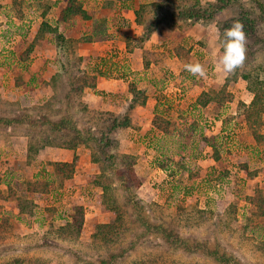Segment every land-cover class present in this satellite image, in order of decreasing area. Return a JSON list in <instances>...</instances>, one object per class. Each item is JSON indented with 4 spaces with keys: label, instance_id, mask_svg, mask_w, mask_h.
I'll return each instance as SVG.
<instances>
[{
    "label": "rangeland",
    "instance_id": "374dc122",
    "mask_svg": "<svg viewBox=\"0 0 264 264\" xmlns=\"http://www.w3.org/2000/svg\"><path fill=\"white\" fill-rule=\"evenodd\" d=\"M204 1L213 7L205 19L194 25L196 37L186 49L201 63H197L201 70L197 74L182 70L178 83L170 75L166 80L159 79L160 82L156 77L153 79L158 89L154 97L168 99L170 105L165 101L164 108L163 104L161 107L174 114L170 116L172 135L163 139L154 128L125 131L121 127L108 134L117 143L120 153L135 156L134 170L141 181L137 189L128 181L124 185L117 175L119 167L111 176L125 231L114 237L110 245L91 241L94 224L115 218L113 212L101 208V189L88 184L92 175L83 177L82 190L76 196L65 198L68 194L61 188L71 184L60 185L49 165L61 159L62 151L58 147H47V152L25 155L24 146L33 130L40 128L50 132L48 125H33L38 114L48 112L54 103L59 110L54 121L60 116H72L73 122H77L74 113L78 110L75 104L58 101L63 91L60 98H49L47 85L51 72L46 66L51 64L46 60L52 55L46 53L47 41L30 37L24 26L13 29L8 25L7 16L3 17L0 21V216L8 217L11 235L0 242V264L31 257L56 264H264V147L254 145L242 124L234 120L237 102H250L252 94L239 72L233 74L237 66L234 63L238 62L240 71L253 80L264 81V0ZM231 28L235 36H239L240 57L232 56V49L223 45ZM115 49H111L110 57H105V63L100 61L101 69L97 71L107 78H124V81L137 83L141 77L127 66L129 58L118 49L117 54ZM14 58L22 65L9 68L15 63ZM87 61V69H91L93 62H99L98 58ZM71 62L72 68L64 73L72 85L70 95L77 81L74 61ZM115 68L119 69L117 73H113ZM172 81L170 87L168 84ZM186 81L189 86H184L192 94L186 95L182 90V83ZM196 85L207 86L229 102L224 105L212 102L205 111L206 117L201 108L192 111L203 118L189 111L186 116L196 117L191 123L181 116L185 103L192 100L193 94L196 96ZM170 88L173 91H169ZM108 100L110 96L103 101ZM182 100L185 101L180 108ZM123 110L119 114L121 119L127 113ZM220 116L226 117V125L217 133L218 130L210 126L216 124L213 120ZM259 131H264V118ZM25 132L28 135H24ZM85 150L86 147L81 146L78 157L81 158ZM41 178V184L43 180L51 182L48 188L34 185L35 180ZM127 184L130 191H135L149 206L134 209L125 200L128 190L122 185L127 187ZM28 188L35 189L30 192ZM14 195L26 200L25 214L18 213ZM74 204L82 207L86 224L77 242L50 237L44 241L42 236L48 235L45 232L49 225L56 226L67 218ZM140 220L163 226L179 240L173 242L154 229L145 230L139 225ZM182 240L188 245L181 243ZM190 245L192 249L187 248ZM210 250L218 251L219 256L224 254L229 260L208 256L206 252Z\"/></svg>",
    "mask_w": 264,
    "mask_h": 264
},
{
    "label": "crops",
    "instance_id": "0c3cea01",
    "mask_svg": "<svg viewBox=\"0 0 264 264\" xmlns=\"http://www.w3.org/2000/svg\"><path fill=\"white\" fill-rule=\"evenodd\" d=\"M166 1L168 0H0V21L2 22L3 17L7 16L6 20L10 27H14L13 29L17 30L24 26L30 37L42 38L49 44L46 50V53L50 52V55H52L46 60L47 64H51V66H46L51 72L47 85L50 93L49 98L54 94L53 82L56 81L54 74L61 70L62 67L66 68L67 59H72L71 55H68L66 59L65 55L61 53L57 35H62L66 40H74L76 56L81 58L80 68L84 69L87 74L96 76L95 86L86 88L81 100L85 101L87 104L84 103L91 109L111 112L115 115H119L120 111L124 109L123 111L127 112L130 121V125L124 127V130L145 131L151 128L156 129L152 123L155 116L162 117L163 120L170 122V116L174 115L165 109L163 110L166 104L164 103L165 101L170 105L168 99L163 101L154 97L158 90L154 84V77H156L157 82H160L159 79L166 80V76L170 75L178 83V76H180L182 70L187 69L190 74H197L201 70V67L197 65V63H201L195 60L191 53L186 50L188 44L194 41L196 37L194 28L196 23H193V27L181 29L179 27H170L161 22L156 24L143 37V24L155 13L152 6ZM74 5L80 7L88 17L72 15L71 7ZM87 37H90V39L85 41L84 38ZM140 38L143 40H140ZM113 48H116L115 52L117 54L118 49L129 58L130 62L127 66L132 71L134 70L142 80L140 79L137 83L135 81L130 83L124 81V78H107L97 71L101 69L100 61L105 63V57H110L111 49ZM185 51H188V53L186 52L185 54ZM102 57H104V60H101ZM152 57H155V59H151ZM88 58L92 60L98 58L99 62H93L95 64H93L91 69H87ZM14 59L16 60L15 63L11 64L9 68H13L14 65H22L19 59ZM34 63H31L32 66L35 65ZM34 69H36V66H34ZM117 71L119 69L115 68L113 73H117ZM174 81L168 85L172 87ZM177 83L176 86L178 87L176 89L179 90ZM186 84L188 85L189 82L182 83V90H184L186 95L192 94L187 91L188 89L184 86ZM132 87L133 89L141 90L142 96L140 97L143 98L144 102L143 104L137 102L129 109L128 105L134 103L133 98L135 96L132 92ZM194 89L196 90V96L193 94L192 100L185 103L186 108L183 105L187 98L184 97L183 99L185 100H182L180 104V108L183 107L181 118L183 120L188 119L192 121L191 123H194L196 117L186 116L189 111L193 114V110L201 108L204 117H206L207 113L205 111H208L207 108L211 105V102L205 106L197 103L198 95L209 91L207 86L201 85L199 87L196 85ZM169 91L173 90L170 88ZM106 96H110L111 100L104 103L103 100ZM243 102L249 103L246 100H243ZM190 103L192 104L190 105ZM161 104H163V108ZM187 108L189 109L188 111L186 110ZM193 115L203 118L202 115H198V112ZM216 119H212L216 124L211 125L210 128L212 130L215 128V130H218L217 133H221L222 125H226V117L220 116ZM209 123H211L210 120ZM244 130L246 129L244 128ZM157 131L161 133L163 139L172 135V133L166 135L158 128ZM27 143L28 141H26L24 146L25 155L27 154ZM253 143L257 146L255 142ZM205 146L208 147L209 145L206 144ZM47 147H44L39 152L49 151ZM79 148L74 151L57 148L62 151V157L61 159H55L56 161L71 162L74 155L77 156L74 173L71 179L66 181L71 186L61 188L68 194L65 198L69 199L82 190L81 182L84 181L82 180L83 177L89 178L98 172V167L91 162L87 149L82 153L81 158L78 157ZM55 160L53 162H56ZM74 206L79 205L74 204L72 211ZM84 225L86 224L83 222ZM91 225L93 224L91 223ZM83 226L81 230H83ZM94 227L95 224L92 231H94Z\"/></svg>",
    "mask_w": 264,
    "mask_h": 264
},
{
    "label": "trees",
    "instance_id": "16d2710c",
    "mask_svg": "<svg viewBox=\"0 0 264 264\" xmlns=\"http://www.w3.org/2000/svg\"><path fill=\"white\" fill-rule=\"evenodd\" d=\"M211 7H213V5L204 0H168L166 2L155 4L152 6L153 12H155L154 16L148 18L143 24V37H145V35L155 27L156 24L161 22L170 27H179L181 29L191 27L193 23L205 19L206 16L210 14ZM218 9L222 10V8ZM71 13L72 15L88 17L87 14L76 5L71 7ZM234 33L233 28H231V32L224 37L225 40L223 41V45H227L228 48L232 49L234 52L232 56L240 57L239 52H237V48L239 47V36L238 34L235 36ZM57 38L59 42L58 44L61 46V53L65 55L66 59L68 55H71L72 59H67L66 68L62 67L61 70L54 74L56 81L53 82L54 97L52 96V99L55 100L57 97L60 98L63 91L64 94L58 101L64 103L65 100L67 105L71 103L76 105L78 111L74 114L77 122H73L72 116H60L54 121L53 118L58 116L56 114L59 110H56L54 103H52L50 105L51 108H48L47 110L48 112L38 114L37 118L32 121L34 126L38 124L48 125L50 132L40 130V128L33 130L31 132V139H29L27 143V155H35L47 146L60 147L72 151L81 146L88 149L91 162L95 163L98 167V172L90 177L88 183H90L91 186H96L101 189V208L106 212H113L115 215L113 221L95 225L94 231L91 235V241L95 243L99 240L101 244L105 243L110 245V242H114V237H116L121 231H125L123 212L115 194L116 186L110 182L111 176L116 171L117 167H119L120 170L117 172V175L120 177L122 181L121 183L125 185L128 181V183L133 185L136 189L141 183L134 170L136 162L135 156L133 154L120 153L117 143L108 137V134L113 130L130 125V121L127 113L124 116L125 118L123 117V119H121L119 115H115L111 112L91 109L81 100L84 90L95 86L96 76L94 74H87L84 69L80 68L81 58L76 56V44L74 40H66L62 35H57ZM84 39L87 41L90 37ZM140 40L143 39L140 38ZM184 53L186 54V52ZM151 59H155V57H152ZM72 60L74 61L73 69L77 81L74 84L75 90L72 88L71 93L73 94L70 95V88L72 85L68 83L69 81L67 80V77H65V74L69 72L70 68H72ZM234 64L237 66H235L233 74L235 75V73L239 72V76L247 83L248 92L252 94V100L248 104L243 101L237 102L234 111V120L243 125L246 129L245 131L251 136L253 142H255L257 146L264 147V132L259 131V126L264 117V81L258 79L253 80L248 74L239 70L238 62ZM66 85L69 86V89ZM132 92L136 98L134 96V103L128 105L129 109H131L137 102L140 104H143L144 102V100H142L143 98L140 97L142 96L140 90L133 89L132 87ZM218 94L219 93L214 90L202 92L197 99V103L201 106H205L210 102H216L219 105H224V103L229 102L228 100L226 102V99L223 100L221 96L218 97ZM70 98H72V101L68 100ZM231 100H233V97ZM56 103L58 102L56 101ZM152 123L156 127V130L158 128V130L166 135L172 133L170 130V122L163 120L162 117L155 116ZM24 135H28V133L25 132ZM76 163L77 156L74 155L71 162L56 161L49 164L53 167L54 175L59 178L60 185L64 184L68 179H71ZM41 180L42 178L35 180L36 183H34V185H37V188L41 184ZM50 183L51 182L48 180H43L41 185L42 187L44 186L45 188H48ZM124 185L122 186L128 190L125 200L134 209L141 210L144 206H149V204L142 200L135 191H130L128 184L127 187ZM34 189H29V191H34ZM172 196H174V194H172ZM12 198L15 200V206L18 209V213L20 215L25 214L26 200L16 195ZM150 203L153 206L159 207L155 202ZM139 225H142L143 228L148 231L154 229L156 233H160L164 238L171 239L173 242L179 240L176 235L161 225H155L144 220H140ZM10 226L8 217L5 215L0 216V242L3 240L6 241L11 235ZM82 226L83 209L81 206H74L72 213L67 218L61 219L60 223L56 226L50 224L46 230L47 232H45L48 233V235H43L42 238H44V241H47L48 237H50L52 240L60 239L64 242L74 240L77 242ZM122 226L123 228H119ZM181 243L188 245L185 240H182ZM187 248L192 249V246L190 245ZM206 253H208V256L217 257V259L225 261L229 260L224 254L219 256V253L216 250H210ZM12 261L13 262L11 263L4 262L3 264H14L15 262L16 264H56L52 261L33 257L28 259L22 258L19 260L14 259Z\"/></svg>",
    "mask_w": 264,
    "mask_h": 264
}]
</instances>
